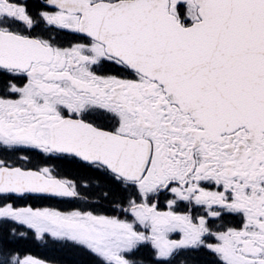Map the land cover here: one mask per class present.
Instances as JSON below:
<instances>
[{
	"label": "snow or ice",
	"instance_id": "obj_1",
	"mask_svg": "<svg viewBox=\"0 0 264 264\" xmlns=\"http://www.w3.org/2000/svg\"><path fill=\"white\" fill-rule=\"evenodd\" d=\"M0 264H264V0H0Z\"/></svg>",
	"mask_w": 264,
	"mask_h": 264
}]
</instances>
